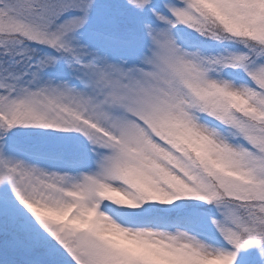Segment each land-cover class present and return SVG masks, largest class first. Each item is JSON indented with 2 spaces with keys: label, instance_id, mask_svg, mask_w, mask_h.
Segmentation results:
<instances>
[{
  "label": "snow or ice",
  "instance_id": "6c2138e0",
  "mask_svg": "<svg viewBox=\"0 0 264 264\" xmlns=\"http://www.w3.org/2000/svg\"><path fill=\"white\" fill-rule=\"evenodd\" d=\"M0 264H264V0H0Z\"/></svg>",
  "mask_w": 264,
  "mask_h": 264
}]
</instances>
